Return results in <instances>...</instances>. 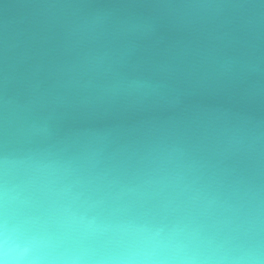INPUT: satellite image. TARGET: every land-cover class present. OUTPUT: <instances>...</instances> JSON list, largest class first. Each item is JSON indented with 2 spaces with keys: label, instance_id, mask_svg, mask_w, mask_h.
<instances>
[{
  "label": "clouds",
  "instance_id": "9594fccd",
  "mask_svg": "<svg viewBox=\"0 0 264 264\" xmlns=\"http://www.w3.org/2000/svg\"><path fill=\"white\" fill-rule=\"evenodd\" d=\"M0 264H264V0H0Z\"/></svg>",
  "mask_w": 264,
  "mask_h": 264
}]
</instances>
